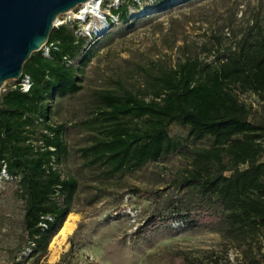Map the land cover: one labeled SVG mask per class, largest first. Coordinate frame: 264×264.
Here are the masks:
<instances>
[{
	"label": "trees",
	"instance_id": "obj_1",
	"mask_svg": "<svg viewBox=\"0 0 264 264\" xmlns=\"http://www.w3.org/2000/svg\"><path fill=\"white\" fill-rule=\"evenodd\" d=\"M128 10L125 4L116 14ZM86 42L69 25L54 27L48 43L58 49L51 50L52 59L40 50L24 64L31 90L24 92L16 85L0 93V174L6 170L7 185L14 184V192L24 202L30 255L36 256L38 264L48 257L50 243L72 212L78 189L76 178L62 174L66 129L54 124L51 114L57 97L83 89L81 63L92 50L84 53L77 66H68L65 57H80ZM144 91L123 88L96 93L99 111L84 122L98 133L81 150L87 165L107 166L114 175L139 170L172 153L189 154L190 149L169 130L174 123L189 127L193 140L213 139L211 147L191 152V168L174 180L180 191L195 190L194 208L184 210L177 201L169 214L151 216L146 232L190 221L194 227L226 222L246 238L264 235V121H251L252 109L240 100L241 94L249 92L264 100L262 23L256 21L235 46L212 62L188 57L152 74ZM131 191L153 200L161 193L139 187ZM45 216L55 218L47 221L48 230L40 226ZM9 259L16 260L14 251ZM176 260V264H194L188 258ZM252 263L264 264V254Z\"/></svg>",
	"mask_w": 264,
	"mask_h": 264
},
{
	"label": "rangeland",
	"instance_id": "obj_2",
	"mask_svg": "<svg viewBox=\"0 0 264 264\" xmlns=\"http://www.w3.org/2000/svg\"><path fill=\"white\" fill-rule=\"evenodd\" d=\"M135 1L127 4L129 9L137 6V15L128 18V13H121L124 20L91 48L86 61L80 59L83 89L53 102L52 122L66 129L67 153L60 168L63 176L78 180L71 207L79 218L60 258L50 261V247V256L41 264H176L181 258L194 264H253L264 254V235L246 238L226 222L194 227L190 221H178L146 232V221L169 214L175 202L180 201L184 210L194 208L195 190L180 191L174 180L191 168V152L211 147L212 138L195 141L189 127L174 123L170 134L190 149L189 154L172 153L139 170L114 175L107 166L87 165L81 150L98 134L84 124L99 111L98 91L145 92L152 74L185 58L214 61L256 21L264 26V0H159L156 7L145 6L143 0V8ZM17 83L5 82L0 93ZM240 100L252 109L251 121H264L261 97L249 92ZM5 179L0 176V264H38L30 255L24 202ZM136 187L161 193L156 200L140 198L131 191Z\"/></svg>",
	"mask_w": 264,
	"mask_h": 264
},
{
	"label": "water",
	"instance_id": "obj_3",
	"mask_svg": "<svg viewBox=\"0 0 264 264\" xmlns=\"http://www.w3.org/2000/svg\"><path fill=\"white\" fill-rule=\"evenodd\" d=\"M88 1L0 0V91L22 77L24 64L48 43L58 17Z\"/></svg>",
	"mask_w": 264,
	"mask_h": 264
},
{
	"label": "built area",
	"instance_id": "obj_4",
	"mask_svg": "<svg viewBox=\"0 0 264 264\" xmlns=\"http://www.w3.org/2000/svg\"><path fill=\"white\" fill-rule=\"evenodd\" d=\"M145 6L156 7L159 0H145ZM144 1V2H145ZM136 4H143V0H136ZM127 4V0H104L101 6L97 7L95 10H87L84 16H80L83 6L80 5L77 8L70 10L62 15H60L57 19L55 27H61L63 25L70 24L71 28L74 29L75 35L77 37L86 38L87 42L84 47L83 53L80 57L72 59L69 57H65L66 63L68 66H77L79 65V61L84 55V53L91 50V48L109 31H111L116 25H119L123 19L121 18V13H113V10H119L122 6ZM135 5V4H134ZM106 7V8H105ZM138 9L135 5V8H131L128 10V18L133 17L134 14L137 15ZM58 49L55 43H47L43 48V54L45 57L52 59L51 50ZM17 84L21 87L24 92H29L32 87L31 77L27 74H23L22 77L17 80ZM16 85L14 87H16ZM3 89V88H2ZM6 91V90H4ZM51 105V101H49ZM56 168V167H55ZM1 177H5L9 179V176L4 169L0 174ZM55 218L52 216H45L44 221L40 224L43 230H48L47 221H54ZM32 249H30V253Z\"/></svg>",
	"mask_w": 264,
	"mask_h": 264
},
{
	"label": "bare ground",
	"instance_id": "obj_5",
	"mask_svg": "<svg viewBox=\"0 0 264 264\" xmlns=\"http://www.w3.org/2000/svg\"><path fill=\"white\" fill-rule=\"evenodd\" d=\"M103 2L104 0H90L88 2H85L84 4H82L83 10L80 13V16H84L87 10H95L97 7L101 6ZM78 218V214L73 211L68 215L61 231L55 236L50 245V247H52L50 261L54 262L60 258L69 235L75 230L77 226Z\"/></svg>",
	"mask_w": 264,
	"mask_h": 264
}]
</instances>
